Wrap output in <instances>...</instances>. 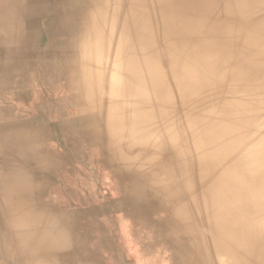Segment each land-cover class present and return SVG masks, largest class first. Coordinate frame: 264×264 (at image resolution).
Masks as SVG:
<instances>
[{
	"label": "bare ground",
	"instance_id": "bare-ground-1",
	"mask_svg": "<svg viewBox=\"0 0 264 264\" xmlns=\"http://www.w3.org/2000/svg\"><path fill=\"white\" fill-rule=\"evenodd\" d=\"M40 28L61 134L106 159L137 262L264 264V0H0V264H112L10 101Z\"/></svg>",
	"mask_w": 264,
	"mask_h": 264
},
{
	"label": "rangeland",
	"instance_id": "rangeland-1",
	"mask_svg": "<svg viewBox=\"0 0 264 264\" xmlns=\"http://www.w3.org/2000/svg\"><path fill=\"white\" fill-rule=\"evenodd\" d=\"M44 38L41 28L38 37L35 38L30 34L27 48L32 46V43H35L33 47L37 46L35 47L36 50L33 49L37 55L36 65L39 68L35 67L34 73L28 74L29 88L14 89L12 97L10 96L11 99H9L18 113L27 116V120L31 118L35 121V123H32V135L27 137H37V143L43 146L53 145L61 156L65 154L70 173L67 177L65 176V179L62 176L63 178L61 180L59 178V180L63 182L65 180L64 186H74L77 189L78 192L74 191V196L78 199V203L74 208L81 212L85 232L90 235V241L96 244L102 260L104 259V262H111L112 264H139L133 252V241L127 232L128 213H126L124 205L120 204L119 195L111 191L108 181L112 178L108 175L107 170L103 168L106 159H98L96 152L85 142L74 153L61 134L59 123L61 117H59L60 115L57 117L56 113L60 109L63 116L71 118L72 108L69 104L64 105L63 103L59 106L57 99H55L65 98V88L63 90L59 85L51 91L46 85L44 67L48 55H44ZM61 40H64L65 46L66 42L69 41L65 35L61 37ZM51 50L48 52L50 55ZM20 83H24V80L22 79ZM2 98L8 97L2 95L0 99ZM75 136L77 137V133ZM18 151L23 155H19L18 159H23L29 165L30 160L21 148H16L15 156ZM13 157L5 160V157H2L1 164L5 166ZM58 169H61V165L58 166ZM33 172L40 173V170ZM73 180H75V183Z\"/></svg>",
	"mask_w": 264,
	"mask_h": 264
}]
</instances>
